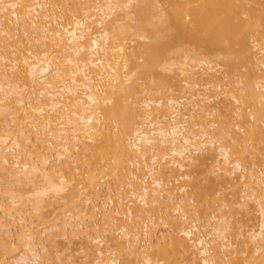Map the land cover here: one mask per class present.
Returning a JSON list of instances; mask_svg holds the SVG:
<instances>
[{"label": "bare ground", "instance_id": "1", "mask_svg": "<svg viewBox=\"0 0 264 264\" xmlns=\"http://www.w3.org/2000/svg\"><path fill=\"white\" fill-rule=\"evenodd\" d=\"M0 264H264V0H0Z\"/></svg>", "mask_w": 264, "mask_h": 264}, {"label": "rangeland", "instance_id": "2", "mask_svg": "<svg viewBox=\"0 0 264 264\" xmlns=\"http://www.w3.org/2000/svg\"><path fill=\"white\" fill-rule=\"evenodd\" d=\"M77 257H82V253H75Z\"/></svg>", "mask_w": 264, "mask_h": 264}]
</instances>
